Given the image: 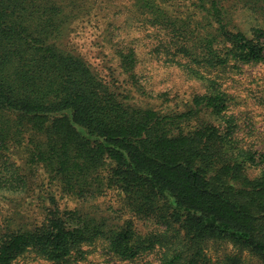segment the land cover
Wrapping results in <instances>:
<instances>
[{
	"label": "trees",
	"instance_id": "16d2710c",
	"mask_svg": "<svg viewBox=\"0 0 264 264\" xmlns=\"http://www.w3.org/2000/svg\"><path fill=\"white\" fill-rule=\"evenodd\" d=\"M241 6L263 24L240 29ZM141 54L203 91L180 109L131 102ZM263 62L264 0H0V264H77L96 248L120 261L264 264V150L239 134L221 80ZM109 189L158 228L142 235L62 202L92 206Z\"/></svg>",
	"mask_w": 264,
	"mask_h": 264
},
{
	"label": "rangeland",
	"instance_id": "374dc122",
	"mask_svg": "<svg viewBox=\"0 0 264 264\" xmlns=\"http://www.w3.org/2000/svg\"><path fill=\"white\" fill-rule=\"evenodd\" d=\"M233 20L239 25L240 29L247 31L258 23L263 24L260 15L250 12L243 6L237 8ZM82 36L76 38L79 48L86 52L87 57L95 65L102 67L101 57L93 51L88 42L90 38L88 37L85 40L80 38ZM141 36V33L136 35L137 38ZM138 49L140 52L143 50L141 46ZM144 56V54H141L138 68H136L143 91L139 93L133 89L130 97L131 102L154 108L169 104L173 108L180 109L183 108V103L188 101L193 94L203 91L199 81L186 77L178 68L164 66L151 58L144 59ZM221 80L223 82L222 87L232 98L230 111L238 122L239 134L243 135L245 140L252 143L256 149L264 150V62L241 65L239 70L226 72ZM62 202L68 208H81L97 217L102 216L111 223L122 224L124 221L130 220L137 232L142 235L158 228L154 221L134 214L125 204L123 195L115 189H109L97 200H93L94 204L92 206L89 202H82L76 198L66 197ZM17 203L15 202V204ZM15 204L10 203V208H14V210L21 209L23 212H21L20 217L22 218L40 216L41 211L36 205L16 206ZM214 248L212 246L209 249V254L213 257L216 254ZM227 248L231 250L230 246ZM217 250L222 251L223 248L218 247ZM244 257L249 264H262L261 259L250 254H245ZM91 262L97 264H158V259L154 252H143L134 261H120L103 254L100 249L96 248L92 253L86 255L85 260L77 264H89ZM27 264H42V261H28Z\"/></svg>",
	"mask_w": 264,
	"mask_h": 264
}]
</instances>
